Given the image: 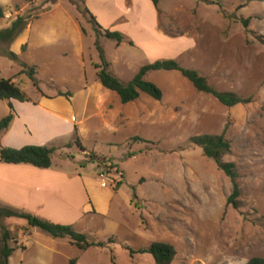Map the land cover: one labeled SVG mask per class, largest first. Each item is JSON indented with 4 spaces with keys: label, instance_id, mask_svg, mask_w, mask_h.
Instances as JSON below:
<instances>
[{
    "label": "rangeland",
    "instance_id": "rangeland-1",
    "mask_svg": "<svg viewBox=\"0 0 264 264\" xmlns=\"http://www.w3.org/2000/svg\"><path fill=\"white\" fill-rule=\"evenodd\" d=\"M0 4L5 10L0 30L17 16L30 22L57 4L81 28L84 67L71 38L60 45L33 47L18 60L9 53H15L10 43L23 31L12 41L0 39V79L13 78L26 95L80 93L87 82L99 81L98 41L110 70L123 81L131 80L145 64L173 58L198 70L215 89L253 98L229 107L199 91L181 72L156 70L147 79L162 89V99L141 92L135 101L122 103L112 92L105 104L115 113L106 116L111 125L99 114L92 116L80 125L81 137L76 124L83 117L71 121L66 128L77 130L85 148L116 167L108 172L117 169L121 174L115 184H103L117 190L111 215L121 227L109 240H99L94 230L87 232L89 240L104 241L103 247L80 251L64 243L57 249L55 264H76L77 259L80 264H156L152 254L130 255L126 248L139 249L153 241L175 246L172 264H244L254 256L264 257V1L159 0L156 5L153 0H0ZM86 8L103 29L120 32L122 43L106 37L103 30L98 33ZM22 63L36 67L40 90L21 73ZM12 100L19 112L20 100L0 98V120L9 113ZM204 133L224 134L231 141L224 160L236 164L239 208L227 205L231 179L202 147L189 142L191 136ZM76 138L70 146H55L53 163L67 170L85 164L86 173L99 175L102 168L82 153ZM4 207L0 204V209ZM2 225L11 232L10 247L27 246L13 252L10 264L28 262L40 235L51 237L39 228L30 229L25 219L0 216V261Z\"/></svg>",
    "mask_w": 264,
    "mask_h": 264
},
{
    "label": "crops",
    "instance_id": "crops-1",
    "mask_svg": "<svg viewBox=\"0 0 264 264\" xmlns=\"http://www.w3.org/2000/svg\"><path fill=\"white\" fill-rule=\"evenodd\" d=\"M57 5L45 15L30 21L19 37L10 43V48L21 57L33 47L60 45L65 39L71 38L77 47L80 64L84 67L85 52L79 43L81 28L64 10H58ZM5 25L8 27L10 24ZM23 45H26L24 50ZM67 54L65 52L64 56ZM112 92L95 79L92 83L84 84L80 93L70 91L68 97L46 92L35 97L27 95V101H16L19 112L15 113L8 128L0 133V146L19 148L29 144L49 147L71 145L74 136L77 137V130L82 137L83 128L80 125L92 116L99 114L106 125L112 124L109 123V114L115 113L111 106L105 107ZM116 99L119 105L117 96ZM12 101L14 106L16 103ZM77 116L83 117L76 124L77 130H68L66 127L71 121H76ZM85 149L82 153L87 156L90 151ZM87 168V165H79L67 170L54 163L50 168H39L26 163L0 162V204L55 223L73 225L86 234L94 230L99 240L104 237L109 240L110 237H116L121 227L111 215L117 201V190L103 186L100 175L106 172L105 169L100 170L99 175H91L85 172ZM109 174L118 180L120 178L115 171ZM25 236L22 233L21 239L24 240ZM40 236L42 239L36 243L35 252L29 261L21 264H55L58 247L64 243L76 246L69 238ZM19 249L27 250V246L24 243L23 248L14 247L13 252ZM76 264H80L79 259Z\"/></svg>",
    "mask_w": 264,
    "mask_h": 264
},
{
    "label": "trees",
    "instance_id": "trees-1",
    "mask_svg": "<svg viewBox=\"0 0 264 264\" xmlns=\"http://www.w3.org/2000/svg\"><path fill=\"white\" fill-rule=\"evenodd\" d=\"M153 1L157 5L159 0ZM215 1L216 0H212V2ZM85 10L89 14L91 21H93L98 33H101L103 30V34L106 37L116 39L117 44L122 43L124 37L120 32L103 29L98 23L96 17L87 8ZM4 17L5 10L0 4V20ZM28 23L29 22L26 17L17 16V18L14 19L7 28L0 30V39L12 41L21 31L26 28ZM244 23L248 25L249 19L244 20ZM96 46L99 50L101 58V63L95 64V67L97 68V77L105 88L116 92L119 95L122 103L135 101L139 98L141 92H144L157 100L162 99V89L156 83L147 79V74L156 70H177L181 72V74L186 77L199 91L212 94L222 104L229 107L235 106L239 103H250L253 100L252 97H242L233 91H220L215 89L211 84H209L206 76L202 75L198 70L194 68L183 67L176 59L173 58L158 59L152 63L145 64L140 67L138 72L131 80L127 82L123 81L110 70V64L105 60L104 50L98 44V41H96ZM25 48L26 46L23 45V49ZM9 53L13 58L18 60L17 54L13 52ZM22 67L23 69L21 70V73L27 74L32 81V85L36 89L40 90L38 79L35 76L37 73L36 67L27 65L25 63H22ZM60 94L68 96L71 93L68 91L66 93L60 92ZM0 98L8 100L17 99L20 101L28 100L26 93L11 77L0 79ZM14 116V106L12 102H10L9 113L0 120V133L8 128ZM137 139L143 140L140 137H137ZM75 142L82 151H86L81 139L78 136ZM189 142L196 146L202 147L203 154L206 157L213 159L217 163L218 168L223 170L225 174L231 179L233 191L228 197L227 205H232L234 208H239L241 206V202L239 200L241 190L240 184L237 181L238 172L236 170V164L232 161L224 160V157L231 152V141L227 139L224 134L204 133L191 136L189 138ZM56 150V147L33 144L25 145L20 148L0 146V162L14 164L26 163L39 168H50L53 165V155ZM88 155L90 160H96L98 162V166L102 169H105L106 172L109 171L110 168H116L111 163L107 165L108 161L105 158L97 156L95 153L90 152ZM81 166H85V164H81ZM116 171L119 172L117 169ZM120 183L121 182L119 181L116 184V188H118ZM0 216L26 219L30 227L39 228L54 238H69L71 243L75 244L81 250H86L90 247L105 246L104 241L89 240L86 233L77 230L73 225L55 223L17 208L10 206L1 208ZM1 229L4 245L1 250L2 259L0 264H9V258L14 251V248L8 245V240L11 239V232L4 225L1 226ZM126 248L129 250L130 255L143 253L152 254L156 264H172L177 255L175 246L166 241H153L149 245L139 249H134L130 246H126ZM244 264H264V257L254 256Z\"/></svg>",
    "mask_w": 264,
    "mask_h": 264
},
{
    "label": "built area",
    "instance_id": "built-area-1",
    "mask_svg": "<svg viewBox=\"0 0 264 264\" xmlns=\"http://www.w3.org/2000/svg\"><path fill=\"white\" fill-rule=\"evenodd\" d=\"M110 173H111V171H110ZM115 173L119 174L118 177H120L121 174L119 172H117L116 169H115ZM100 177H101V180H102V184H106L107 182H110L111 184H115L117 182V180H118V178H115L114 176H111L108 171L105 172V173H102L100 175Z\"/></svg>",
    "mask_w": 264,
    "mask_h": 264
}]
</instances>
